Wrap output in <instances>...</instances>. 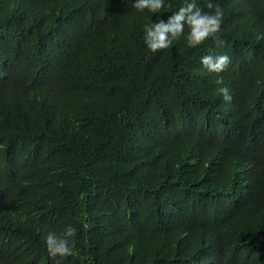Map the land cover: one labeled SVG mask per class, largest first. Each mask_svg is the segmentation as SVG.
<instances>
[{
	"label": "trees",
	"instance_id": "obj_1",
	"mask_svg": "<svg viewBox=\"0 0 264 264\" xmlns=\"http://www.w3.org/2000/svg\"><path fill=\"white\" fill-rule=\"evenodd\" d=\"M133 2L0 0V264H54L68 225L84 264H264V0H196L223 47L155 53L183 0Z\"/></svg>",
	"mask_w": 264,
	"mask_h": 264
},
{
	"label": "clouds",
	"instance_id": "obj_2",
	"mask_svg": "<svg viewBox=\"0 0 264 264\" xmlns=\"http://www.w3.org/2000/svg\"><path fill=\"white\" fill-rule=\"evenodd\" d=\"M132 7L138 12L145 10L159 14L165 7V0H134ZM170 8L171 5L169 4ZM208 9L204 12L196 4V0H183V4L177 11L169 16L167 21L158 19L157 22L146 24L144 26V42L152 52L167 49L173 45L180 37L185 36L189 48H196L205 44L209 39L216 42L217 46L223 47V41L220 39L223 11L219 5L209 2ZM231 63L228 55L201 57V64L211 73H216L215 83L223 85V77L219 74L224 72ZM219 93L225 102H231L232 96L227 87H220ZM35 215V214H34ZM78 229L73 225H68L61 233L49 231L44 239L48 256L54 264H62V261L68 257L79 256L81 264L86 260L85 256L79 255L76 248V239Z\"/></svg>",
	"mask_w": 264,
	"mask_h": 264
}]
</instances>
